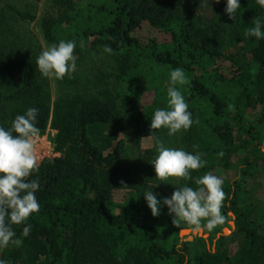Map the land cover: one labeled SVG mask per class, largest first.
<instances>
[{
  "label": "trees",
  "instance_id": "1",
  "mask_svg": "<svg viewBox=\"0 0 264 264\" xmlns=\"http://www.w3.org/2000/svg\"><path fill=\"white\" fill-rule=\"evenodd\" d=\"M204 1L190 0L186 23L180 13L183 0H87L85 8H76L73 0H53L62 12L41 23L45 39L58 44L69 36L64 27L71 26L93 45H110L113 53L107 55L117 69V81L129 84L123 93L109 88L113 75L102 72L95 75L104 85L98 92L53 101L36 66L41 51L29 50L22 55L10 49L14 42L8 47L5 41L0 42V125L9 127L16 115L36 107L39 136L49 129L55 131L53 143L60 154L39 164L28 177L40 183L36 192L39 211L27 221L32 229L22 238L23 245L0 249V259L8 264H264V210L249 202L244 185L254 170L264 166L261 135L248 115L264 106V39L246 35L255 18L264 20V8L256 0H240L241 8L232 23L222 13L210 26L196 25L194 19ZM8 18L0 11L1 38ZM228 30L247 59L236 61L222 52ZM202 60L216 66L215 80L219 82L226 78L217 63L230 61L233 70L229 81L234 89L224 92L209 78L188 76L193 65ZM152 66H158V71L170 66L187 72V83L177 87L194 122L182 141L189 140L191 151L202 153L206 161L203 168L192 172L193 179L212 171L214 165L229 170L233 160L239 161L238 176L223 184L222 214L225 217L227 206L234 211L235 233L244 235V246L228 245L230 237L224 235L215 244L204 238L182 241L179 231L190 226L174 225L166 205L159 216H153L148 208L145 188H152L154 180L158 184L162 181L156 179L152 164L146 172L144 165L153 160L154 152L142 149V141L160 133V129H151L150 119L156 108L167 107L169 86L164 81L162 85L155 81L153 86L154 80L149 81ZM161 75L168 78L166 72ZM61 81L63 86L71 83L68 75ZM201 101L211 106L217 120L212 133L218 150H213L200 133L197 107ZM107 128L113 143H108L112 150L105 153L94 142ZM127 129L130 143L140 152L137 160L124 156L119 136ZM151 174L155 179L149 177ZM187 183L195 187L192 180ZM124 190L128 194L120 202L119 193ZM221 225L211 230L213 238L222 233ZM24 226L12 225L17 237ZM195 244L200 248L193 251Z\"/></svg>",
  "mask_w": 264,
  "mask_h": 264
},
{
  "label": "clouds",
  "instance_id": "2",
  "mask_svg": "<svg viewBox=\"0 0 264 264\" xmlns=\"http://www.w3.org/2000/svg\"><path fill=\"white\" fill-rule=\"evenodd\" d=\"M217 3L220 0H216ZM264 8V0H256ZM241 8L240 0H226L225 13L235 21ZM254 26L246 35L257 40L264 39V20L254 19ZM76 42L61 40L41 50L36 58V66L41 75L48 79L62 80L76 71ZM103 51L113 53L110 45H104ZM187 83L185 71L175 67L169 72L167 88V107L156 108L150 119L151 129H168L169 135L187 131L193 124L192 113L180 88ZM234 109V105H228ZM39 109L29 107L24 114H18L9 127L0 125V249L10 244L20 247L23 237L30 235L32 225L29 217L39 211L40 205L36 192L40 188L38 179H28L39 168L35 153L34 140L39 135L37 117ZM156 156L150 162L154 166L156 179L169 182V178L192 180L195 187L184 183L173 191L170 197H160L152 188H145L143 196L153 216H159L163 206H167L172 223L177 227L186 224L193 231L213 230L224 222L222 206L225 198L224 180L209 171L193 179L192 172L203 168L206 161L202 153L186 151L184 148L165 147L157 141ZM223 155V153H220ZM171 183V182H170ZM24 224L17 237L12 225ZM0 264H8L0 259Z\"/></svg>",
  "mask_w": 264,
  "mask_h": 264
},
{
  "label": "rangeland",
  "instance_id": "3",
  "mask_svg": "<svg viewBox=\"0 0 264 264\" xmlns=\"http://www.w3.org/2000/svg\"><path fill=\"white\" fill-rule=\"evenodd\" d=\"M75 3L76 8H85V3L87 0H73ZM226 0H220L219 3L216 0H205L203 3L202 8L197 12L196 18L194 19L196 25L201 24L202 26H210L216 19L220 18V14L225 13V4ZM190 0H183L182 5L180 6V13L183 16L186 23L189 22V14H190ZM0 11H3L7 14L8 21L4 25V36L0 37V42L3 43L5 46H9L8 43L14 42V46H9L11 50L21 53L24 55L29 50H38L41 51L42 49L52 45L53 43H49L43 34L41 23L46 19L57 18L60 16L62 10L57 8L53 0H0ZM17 12H22L25 14H29L33 16L35 19H23L21 18ZM87 15V11L85 13ZM225 17L229 18L228 14L225 13ZM228 23H232L231 19H228ZM65 30L68 31L69 36L66 38L67 40H74L76 42L75 48V55L77 57L76 60V71L68 76V79L71 81L69 84H65L63 86V81L57 79H48L43 77V80L46 82L47 90L52 97L53 101H56L61 96L67 95H75L77 93H95L98 92L102 87L103 84H100L96 79L95 75L98 73H109L113 75L109 81L110 85L109 88H115L116 90L120 91L121 93L125 92L129 87V84L124 81H117V69L112 65L111 57L107 55L103 51L102 46L93 45L91 39L85 38L76 34L75 27L66 26L64 27ZM231 27H229L230 29ZM218 32L215 31V37L217 40L219 36H217ZM64 40V39H63ZM224 46L222 47V52L226 54H230L232 57L235 58L236 61L245 60L247 59L244 53V50L240 48V45L235 44L232 41V35L228 30V33L225 35V40L222 41ZM220 65L219 72L222 73L225 81L219 82L216 79V66L208 63L205 60H202L200 64L195 63L193 65V71H191L188 76L194 78H209L211 82H215L217 87H221V91L224 92L231 91L233 88V84L229 81V74H231L233 70V66L231 65L230 61L219 62L217 65ZM152 70L150 71L153 75V78H150V82L152 79L154 80L153 86L156 84L162 85L163 83H169V72L172 67L168 66V68H163L161 71H158V66H152ZM163 72L167 73L168 78L161 74ZM218 72V73H219ZM187 76V72H186ZM169 85V84H168ZM164 102H161V105ZM167 105V103H166ZM200 117V133L206 139V142L210 143V147L213 150H218V142L214 138L212 133V127L214 124L217 123V120H214L212 115V108L211 106L201 101L197 107ZM250 120L253 123L257 124V129L261 135V142L263 145L264 150V106L259 107L256 111H249ZM202 119V121H201ZM201 123V124H200ZM191 129V128H190ZM181 131L177 134L169 135L168 129L161 128L160 133L157 138H145L142 141V149L144 150H152L154 152V157L156 156V148H157V141L163 142L165 147L170 148H184L186 151L191 150V145L187 141H182L183 136H189L191 130ZM111 131L109 128L101 130L97 139L94 143L99 145L102 149H104L105 153H108L112 150V147L108 144L113 140L110 138ZM56 135V132L52 131L51 129L47 130L44 135H40V138H35L34 146H35V153L37 156L40 157V161H47L52 158L60 157V154L55 151V146L53 143V138ZM44 137V138H43ZM119 139L123 140L124 142V156L129 157L133 160H137L140 152L139 150L134 147L129 141V130L127 129L123 133L120 134ZM39 161V162H40ZM41 162V163H42ZM39 163V164H41ZM240 163L237 159L232 161L231 169L226 170L217 165L213 166L211 172L213 174L220 176L224 182L233 180L236 176H238V169ZM151 163H147L144 165L146 172L149 173L151 171ZM149 177L153 180L155 177L151 174ZM151 180V182H152ZM171 182V183H170ZM182 186L187 181H184L183 178L172 177L169 178V182H164L158 184L155 183V180L150 183V186L153 188L154 192L163 193L165 195L171 196L173 191L176 189V185ZM244 185L246 187V193L249 196V202H252L258 207L259 210H264V166L257 168L254 170L252 175L248 177L247 180L244 181ZM128 191L124 190L119 193V201L124 202ZM224 204V201H223ZM242 206V205H240ZM257 210V209H256ZM236 214L230 207L227 206L226 215L224 217V222L221 225L222 233L217 236V238H213L214 235L211 231L204 230V231H193L191 228H184L179 231L180 237L182 241H190L195 242L197 238H204L205 240L212 239V243L215 244L217 242L218 237L222 235L226 237H230L228 240V245L233 246H244L246 241L245 237L242 234L235 233L237 230L236 226ZM184 230H190L191 232L188 234H181ZM226 230L229 233H226ZM262 234H264V230H261ZM200 248V244H195L193 246V251L198 250ZM203 248V247H202Z\"/></svg>",
  "mask_w": 264,
  "mask_h": 264
},
{
  "label": "built area",
  "instance_id": "4",
  "mask_svg": "<svg viewBox=\"0 0 264 264\" xmlns=\"http://www.w3.org/2000/svg\"><path fill=\"white\" fill-rule=\"evenodd\" d=\"M53 131V130H52ZM54 132V131H53ZM36 138H40V136L38 135ZM44 138V137H43ZM38 157V161H40L39 159H40V157L39 156H37ZM44 160V159H43ZM42 160V161H43ZM42 161H40L39 163H41Z\"/></svg>",
  "mask_w": 264,
  "mask_h": 264
},
{
  "label": "bare ground",
  "instance_id": "5",
  "mask_svg": "<svg viewBox=\"0 0 264 264\" xmlns=\"http://www.w3.org/2000/svg\"><path fill=\"white\" fill-rule=\"evenodd\" d=\"M226 233H229V231L226 230ZM182 234H183V235H184V234H188V232H187V231H184Z\"/></svg>",
  "mask_w": 264,
  "mask_h": 264
},
{
  "label": "water",
  "instance_id": "6",
  "mask_svg": "<svg viewBox=\"0 0 264 264\" xmlns=\"http://www.w3.org/2000/svg\"><path fill=\"white\" fill-rule=\"evenodd\" d=\"M184 231H187L188 233H190V232H191L190 230H184ZM184 231H182V233H183ZM182 233H181V234H182Z\"/></svg>",
  "mask_w": 264,
  "mask_h": 264
}]
</instances>
